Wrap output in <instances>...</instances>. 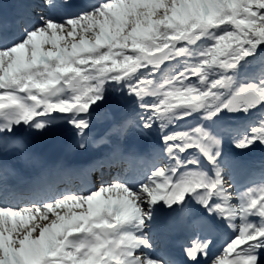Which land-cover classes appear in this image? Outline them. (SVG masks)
I'll return each instance as SVG.
<instances>
[{
	"label": "snow or ice",
	"instance_id": "obj_1",
	"mask_svg": "<svg viewBox=\"0 0 264 264\" xmlns=\"http://www.w3.org/2000/svg\"><path fill=\"white\" fill-rule=\"evenodd\" d=\"M6 9L0 264H264V0Z\"/></svg>",
	"mask_w": 264,
	"mask_h": 264
},
{
	"label": "bare ground",
	"instance_id": "obj_2",
	"mask_svg": "<svg viewBox=\"0 0 264 264\" xmlns=\"http://www.w3.org/2000/svg\"><path fill=\"white\" fill-rule=\"evenodd\" d=\"M10 2H13L14 4H15V2H16V0H9L8 2H7V11H9V12H11V11H13V9H11V7H10ZM0 4H5V0H0ZM6 5V4H5ZM149 139H151V137L149 138ZM134 141H141L142 143H143V141L140 139V138H137V137H133L132 139H131V141H130V143H133ZM249 162H251V161H249ZM221 247L219 246V245H217L216 244V250H218V249H220Z\"/></svg>",
	"mask_w": 264,
	"mask_h": 264
},
{
	"label": "rangeland",
	"instance_id": "obj_3",
	"mask_svg": "<svg viewBox=\"0 0 264 264\" xmlns=\"http://www.w3.org/2000/svg\"><path fill=\"white\" fill-rule=\"evenodd\" d=\"M255 151L259 152V153H263L264 154V149H260V148H256ZM252 163V162H251Z\"/></svg>",
	"mask_w": 264,
	"mask_h": 264
}]
</instances>
